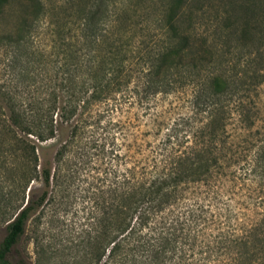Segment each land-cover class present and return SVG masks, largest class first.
I'll return each instance as SVG.
<instances>
[{"label":"trees","instance_id":"16d2710c","mask_svg":"<svg viewBox=\"0 0 264 264\" xmlns=\"http://www.w3.org/2000/svg\"><path fill=\"white\" fill-rule=\"evenodd\" d=\"M202 1L159 0L157 35L119 4L106 24V0L71 23L67 42L53 28L51 84L7 102L21 138L0 264H29L16 246L36 225L31 211L70 188L93 206L88 264H264V138L232 153L229 174L217 155L230 122L244 123L243 84L264 82V0H217L214 12ZM59 125L66 137L42 166L36 145Z\"/></svg>","mask_w":264,"mask_h":264},{"label":"rangeland","instance_id":"374dc122","mask_svg":"<svg viewBox=\"0 0 264 264\" xmlns=\"http://www.w3.org/2000/svg\"><path fill=\"white\" fill-rule=\"evenodd\" d=\"M34 1L0 0V232L5 221L13 216L18 207V144L21 134L6 121L7 102L11 99L18 102V91L23 90L24 86L51 84L49 78L54 65L52 54L56 53L52 46L54 42H59L54 36L53 28L60 27L63 30L61 33L67 38L68 34L73 33L71 23L78 22L87 12V6L93 2L38 0L40 6L37 10L33 6ZM106 1L109 3L108 13L103 17V20L106 18L108 21L106 24L114 18L112 8L119 4L118 6H124L129 21H142L150 26L145 32L136 29L131 34L141 32L143 35H157L160 32L154 29L157 20L162 18L159 0ZM202 2L206 6H212L211 12L216 9L217 0ZM23 20L27 22L22 29ZM18 35L22 41L19 47ZM68 40L65 39V42ZM256 45L257 41L251 42L249 50L253 52ZM242 96L245 103L242 115L245 116L244 125L231 121L227 127L225 143L217 151L221 170L227 174L232 170L229 161L235 150L245 146L256 131L262 135L255 138H264V82L258 85L244 83ZM65 137L66 127L59 125L53 139L36 145L42 166L45 162L50 163L54 150ZM239 165L241 162L237 167ZM64 186L62 185V190ZM30 188L36 196L41 194L45 190L43 178ZM85 196L79 190L70 188L62 192L57 189L52 200L45 201L41 210L34 208L31 211V218L38 216L36 225L17 244L16 251L19 250L29 264H88L92 259L95 260L93 251H87L85 246L88 235H93L96 223L92 214V202ZM33 237L39 239L37 246L32 243Z\"/></svg>","mask_w":264,"mask_h":264},{"label":"water","instance_id":"95a60500","mask_svg":"<svg viewBox=\"0 0 264 264\" xmlns=\"http://www.w3.org/2000/svg\"><path fill=\"white\" fill-rule=\"evenodd\" d=\"M38 145V144H37ZM37 154H38V156H39V152L37 151ZM29 191V190H28Z\"/></svg>","mask_w":264,"mask_h":264}]
</instances>
